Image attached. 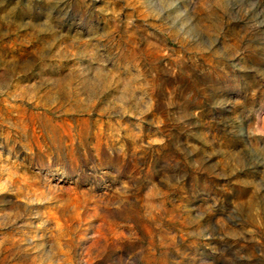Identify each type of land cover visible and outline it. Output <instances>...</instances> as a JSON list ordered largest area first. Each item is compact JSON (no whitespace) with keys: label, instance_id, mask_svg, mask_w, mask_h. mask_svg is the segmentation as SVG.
Segmentation results:
<instances>
[{"label":"rangeland","instance_id":"374dc122","mask_svg":"<svg viewBox=\"0 0 264 264\" xmlns=\"http://www.w3.org/2000/svg\"><path fill=\"white\" fill-rule=\"evenodd\" d=\"M0 264H264V0H0Z\"/></svg>","mask_w":264,"mask_h":264}]
</instances>
